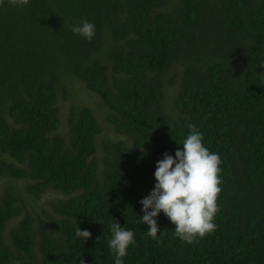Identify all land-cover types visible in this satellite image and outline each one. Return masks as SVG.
<instances>
[{
    "label": "trees",
    "instance_id": "trees-1",
    "mask_svg": "<svg viewBox=\"0 0 264 264\" xmlns=\"http://www.w3.org/2000/svg\"><path fill=\"white\" fill-rule=\"evenodd\" d=\"M75 80L109 111L99 149L91 109L61 117ZM189 124L223 160L217 229L187 244L161 212L153 240L139 201ZM0 180V264H115V220L135 233L123 264H264V0H5Z\"/></svg>",
    "mask_w": 264,
    "mask_h": 264
},
{
    "label": "clouds",
    "instance_id": "clouds-1",
    "mask_svg": "<svg viewBox=\"0 0 264 264\" xmlns=\"http://www.w3.org/2000/svg\"><path fill=\"white\" fill-rule=\"evenodd\" d=\"M5 0H0L3 6ZM13 7H26L29 0H7ZM73 34L91 41L95 37V25L87 20L72 27ZM182 141L183 150L175 155L165 153L155 165V185L142 205V223L148 226L147 235L157 240L160 228L156 217L161 212L175 226L174 235L187 244L198 243L216 229L215 217L220 211L218 196L223 191L222 164L219 154L204 145L203 134L192 124ZM111 238L108 247L115 257V264H123L128 249L135 246V233L121 227L115 220L110 225ZM91 232L75 225V237L82 242L91 238ZM163 242V232L159 235ZM99 237H97L98 239ZM19 264V262H17Z\"/></svg>",
    "mask_w": 264,
    "mask_h": 264
},
{
    "label": "rangeland",
    "instance_id": "rangeland-1",
    "mask_svg": "<svg viewBox=\"0 0 264 264\" xmlns=\"http://www.w3.org/2000/svg\"><path fill=\"white\" fill-rule=\"evenodd\" d=\"M59 109L61 111V117L67 116V112L71 106L76 107L77 109L80 107H87L92 110L93 115L96 117L99 126L101 128V133L96 136V146L99 149L100 144L104 139H107L111 136V131L109 130V125L106 122V117L109 115L108 109L101 103L97 95L92 92H89L85 89L83 85H81L76 80L73 81L68 88V99L64 100L62 97L59 98ZM4 181L0 180V190ZM21 185V182H20ZM19 185V186H20ZM61 196L57 192L47 191L39 196L37 199H33L31 202V206L35 210L38 207L49 209L47 203L51 200H54ZM50 210V209H49ZM41 214V212L39 213ZM19 219V218H18ZM18 219L12 220L8 224V228L12 227V225L18 221ZM43 219V218H42ZM37 223L35 222V226Z\"/></svg>",
    "mask_w": 264,
    "mask_h": 264
}]
</instances>
